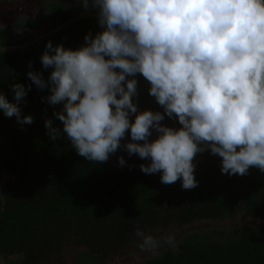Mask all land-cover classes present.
<instances>
[{"label": "clouds", "instance_id": "1", "mask_svg": "<svg viewBox=\"0 0 264 264\" xmlns=\"http://www.w3.org/2000/svg\"><path fill=\"white\" fill-rule=\"evenodd\" d=\"M80 3L95 11L99 30L86 32L76 48L47 40L39 61L51 71L45 79L29 62L31 84L14 80L11 100L0 92L5 117L33 122L20 104L35 85L47 89L42 100L60 106L53 116L61 125L45 118L46 135L67 139L90 162L122 150L147 161L139 164L144 174L159 173L165 185L179 180L185 190L198 185L194 157L205 151L220 158L222 174L264 173V0ZM137 74L162 111L138 108ZM116 160L125 166L124 156ZM134 234L141 252L175 244L170 232L136 227Z\"/></svg>", "mask_w": 264, "mask_h": 264}, {"label": "rangeland", "instance_id": "2", "mask_svg": "<svg viewBox=\"0 0 264 264\" xmlns=\"http://www.w3.org/2000/svg\"><path fill=\"white\" fill-rule=\"evenodd\" d=\"M35 1L0 0V41L5 48L2 56L14 57L23 51L28 52V47L22 48L27 44V37L37 39L41 30H47L48 35L61 30L64 33L68 29L66 26L74 20L79 24L93 23L96 20L95 11L91 8L85 10L82 7V11L88 13L83 17L75 14L70 0H46L45 9L36 8L39 10V15L36 16V13L27 9ZM62 45L72 48L70 45ZM76 47H79L78 44L73 48ZM32 63L40 64L39 55L35 56ZM136 79V101L158 105L155 98L148 94V82L140 74L136 75ZM37 108L45 113L48 104L46 101L40 105L26 102L21 114H32ZM3 118L5 125L2 132L9 133L20 144L21 151L12 154L8 144L0 139V167L3 168L9 162L12 168L10 175L0 171V186L7 187L11 198L4 200L0 194V203L12 204L15 201L20 203L19 206L43 203L51 197L55 183L50 179V169L42 167L37 144L22 134V130L30 128L31 124L21 126L14 117L3 115ZM46 145L48 152L54 154L65 147L62 143ZM219 161L218 156L208 151L202 153L194 170V178L198 181L195 188L198 191L204 190L211 179L232 183V176L220 172ZM148 180L158 197L152 198V208L141 207L138 217L132 218L131 211L115 214L113 218L100 215L90 220H76L73 217L52 220L46 217V226L23 240L22 251L0 255V264H143L166 255L176 256L182 252L181 247L222 242L228 231L243 227L253 231L261 230L263 236L259 237L257 243L263 244L264 212L261 209H251L246 205L236 208L209 205L204 209L191 211L170 206L158 201L161 198L159 191L164 188L159 174H153ZM136 227L151 232L154 236L173 233L175 244L141 252L137 248L138 238L134 234ZM108 232L113 236L109 237Z\"/></svg>", "mask_w": 264, "mask_h": 264}, {"label": "trees", "instance_id": "3", "mask_svg": "<svg viewBox=\"0 0 264 264\" xmlns=\"http://www.w3.org/2000/svg\"><path fill=\"white\" fill-rule=\"evenodd\" d=\"M70 2L75 14H80L79 17L88 14L82 11L80 0ZM46 6V0H36L27 9L37 16L39 10L36 8L45 9ZM66 27L68 29L64 33L61 30L48 35L47 30H41L37 39L27 37L28 41L25 42L27 44L22 48L28 47V52L23 51L14 57L0 56V92H3L7 99H12L10 85L14 80L26 85L31 84L26 76L29 62L34 70L41 71L45 79L47 78L51 69H43L41 64L32 63L35 56L43 51L47 40L54 45L59 42L73 48L84 43L83 36L86 32L95 33L99 30L96 20L84 24L74 20ZM46 95L47 89L42 91L31 85V90L20 104L21 111L26 102L40 105L45 101L42 97ZM136 102L140 110L150 107L151 110L162 111L159 105L142 100ZM59 107L48 105L45 113L39 108L35 109L30 114L33 118L31 127L22 130L24 136L37 144L42 167L50 169V179L55 183V188L51 197L43 203H26L22 206L15 201L12 204L0 203V255L21 252L23 240L44 228L46 217L52 220H65L68 217L90 220L100 215L113 218L115 214L131 211L132 218H135L140 215L141 207L152 208V198L158 197L148 180L153 174H144L140 169L119 174L107 168L104 162H90L78 155L65 138L57 137L55 141L50 140L46 135L43 121L51 117L53 123L59 127L61 122L53 116V108ZM4 123L3 113L0 112V139L8 144L12 154H17L21 151V146L9 133L2 132ZM176 125L178 126L177 122ZM47 143L52 145L62 143L65 147L56 154L49 153ZM201 156L202 153H198L194 157L195 163ZM0 171L10 175L12 168L9 162L5 163L3 168L0 167ZM209 183L202 191L196 188L185 190L179 180L171 185L164 184V188L159 191L161 198H158V201L191 211L204 209L209 205L225 208L246 205L264 212V173L257 168L250 167L246 175H232L231 184L214 179ZM0 194L4 200H11L5 185L0 186ZM261 233V230L253 231L247 227L237 228L228 231L222 242L181 247L182 252L176 256L166 255L160 259L145 261L143 264H264V241L263 244L257 243L259 237L263 236ZM108 235L113 236L111 232H108Z\"/></svg>", "mask_w": 264, "mask_h": 264}, {"label": "water", "instance_id": "4", "mask_svg": "<svg viewBox=\"0 0 264 264\" xmlns=\"http://www.w3.org/2000/svg\"><path fill=\"white\" fill-rule=\"evenodd\" d=\"M163 123H166L167 125L172 126V127H177L176 121L174 119H169L165 117V120L163 121ZM125 139H128V137L126 136ZM117 155L124 156L125 161H126V164L124 167H120L117 164V160H116ZM140 163H147V161L139 159L138 156L136 155L128 156L127 153H125L124 151L118 150L116 154L111 155L109 159L106 162H104V165L110 170H113L119 174H125V173H128L129 171L139 170Z\"/></svg>", "mask_w": 264, "mask_h": 264}]
</instances>
